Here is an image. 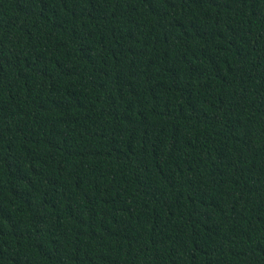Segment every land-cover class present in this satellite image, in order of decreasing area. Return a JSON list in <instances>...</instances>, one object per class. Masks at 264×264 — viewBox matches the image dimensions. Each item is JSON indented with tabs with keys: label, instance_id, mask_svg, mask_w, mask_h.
I'll list each match as a JSON object with an SVG mask.
<instances>
[{
	"label": "trees",
	"instance_id": "1",
	"mask_svg": "<svg viewBox=\"0 0 264 264\" xmlns=\"http://www.w3.org/2000/svg\"><path fill=\"white\" fill-rule=\"evenodd\" d=\"M0 264H264V0H0Z\"/></svg>",
	"mask_w": 264,
	"mask_h": 264
}]
</instances>
